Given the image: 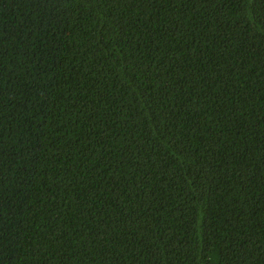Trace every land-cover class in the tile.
Returning a JSON list of instances; mask_svg holds the SVG:
<instances>
[{"label": "trees", "instance_id": "16d2710c", "mask_svg": "<svg viewBox=\"0 0 264 264\" xmlns=\"http://www.w3.org/2000/svg\"><path fill=\"white\" fill-rule=\"evenodd\" d=\"M0 264H264V0H0Z\"/></svg>", "mask_w": 264, "mask_h": 264}]
</instances>
